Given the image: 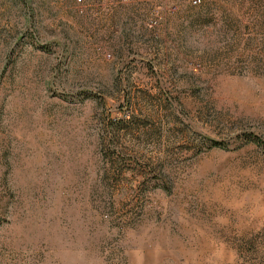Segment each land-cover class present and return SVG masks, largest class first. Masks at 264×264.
Returning <instances> with one entry per match:
<instances>
[{
    "label": "rangeland",
    "instance_id": "obj_1",
    "mask_svg": "<svg viewBox=\"0 0 264 264\" xmlns=\"http://www.w3.org/2000/svg\"><path fill=\"white\" fill-rule=\"evenodd\" d=\"M0 264H264V0H0Z\"/></svg>",
    "mask_w": 264,
    "mask_h": 264
},
{
    "label": "built area",
    "instance_id": "obj_2",
    "mask_svg": "<svg viewBox=\"0 0 264 264\" xmlns=\"http://www.w3.org/2000/svg\"><path fill=\"white\" fill-rule=\"evenodd\" d=\"M80 1H81V0H78V2H80ZM197 2L199 3V1H195L194 3H197Z\"/></svg>",
    "mask_w": 264,
    "mask_h": 264
}]
</instances>
